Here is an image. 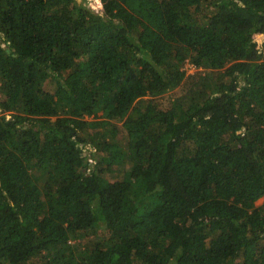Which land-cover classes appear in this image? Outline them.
Returning <instances> with one entry per match:
<instances>
[{
    "label": "trees",
    "instance_id": "16d2710c",
    "mask_svg": "<svg viewBox=\"0 0 264 264\" xmlns=\"http://www.w3.org/2000/svg\"><path fill=\"white\" fill-rule=\"evenodd\" d=\"M262 196L264 0H0V264H264Z\"/></svg>",
    "mask_w": 264,
    "mask_h": 264
},
{
    "label": "rangeland",
    "instance_id": "374dc122",
    "mask_svg": "<svg viewBox=\"0 0 264 264\" xmlns=\"http://www.w3.org/2000/svg\"><path fill=\"white\" fill-rule=\"evenodd\" d=\"M180 69L185 72L184 77H183L181 83L177 87H175L174 89L166 92V94H164L165 97H172V94L174 96H179V95H181L182 91H185V89L191 88L189 86V84H187V81L189 79V76L196 74L197 72H199L203 68H201V67H194L189 62H185V63H183L180 66ZM115 122L117 124V121H115ZM117 125L119 126L120 124H117ZM124 137H125V132L119 126V133H118L117 139L122 140V139H124ZM109 140H111V138ZM120 145H122V144L120 143ZM117 163L114 165V167L112 169V172H109L107 174V177L110 180L122 179V177L124 176L123 175L124 174V171H125L126 167L129 164V162L126 159L125 153H123L122 157L120 158V161H118ZM263 203H264V196H262L258 200H256L254 204L255 205H262ZM77 241H79V239ZM71 242H74V240H72Z\"/></svg>",
    "mask_w": 264,
    "mask_h": 264
}]
</instances>
